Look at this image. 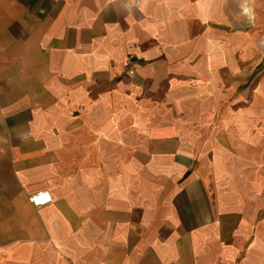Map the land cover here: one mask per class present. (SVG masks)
<instances>
[{
    "label": "crops",
    "instance_id": "crops-1",
    "mask_svg": "<svg viewBox=\"0 0 264 264\" xmlns=\"http://www.w3.org/2000/svg\"><path fill=\"white\" fill-rule=\"evenodd\" d=\"M0 264H264V0H0Z\"/></svg>",
    "mask_w": 264,
    "mask_h": 264
},
{
    "label": "built area",
    "instance_id": "built-area-1",
    "mask_svg": "<svg viewBox=\"0 0 264 264\" xmlns=\"http://www.w3.org/2000/svg\"><path fill=\"white\" fill-rule=\"evenodd\" d=\"M133 59V55L128 54L124 61L123 66H128L130 61ZM27 200L34 207L45 205L51 201V195L47 190H38L33 193H30L27 197Z\"/></svg>",
    "mask_w": 264,
    "mask_h": 264
}]
</instances>
